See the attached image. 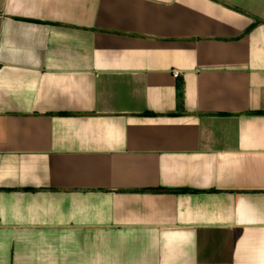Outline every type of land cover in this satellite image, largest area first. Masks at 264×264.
<instances>
[{"label":"crops","instance_id":"0c3cea01","mask_svg":"<svg viewBox=\"0 0 264 264\" xmlns=\"http://www.w3.org/2000/svg\"><path fill=\"white\" fill-rule=\"evenodd\" d=\"M0 264H264V0H0Z\"/></svg>","mask_w":264,"mask_h":264},{"label":"built area","instance_id":"2783aa9c","mask_svg":"<svg viewBox=\"0 0 264 264\" xmlns=\"http://www.w3.org/2000/svg\"><path fill=\"white\" fill-rule=\"evenodd\" d=\"M174 75H175V77H179V73L178 72H175Z\"/></svg>","mask_w":264,"mask_h":264}]
</instances>
